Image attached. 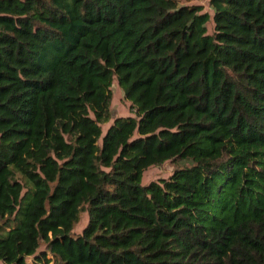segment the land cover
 <instances>
[{"label":"trees","instance_id":"trees-1","mask_svg":"<svg viewBox=\"0 0 264 264\" xmlns=\"http://www.w3.org/2000/svg\"><path fill=\"white\" fill-rule=\"evenodd\" d=\"M208 6L0 0V264H264V0Z\"/></svg>","mask_w":264,"mask_h":264},{"label":"rangeland","instance_id":"rangeland-1","mask_svg":"<svg viewBox=\"0 0 264 264\" xmlns=\"http://www.w3.org/2000/svg\"><path fill=\"white\" fill-rule=\"evenodd\" d=\"M178 4H200L204 11L211 13V9L208 6V0H173ZM112 101H111V120L108 124L102 126L103 132L107 129L108 125L111 124L112 120L119 117L134 116V112L130 109V104L123 98V87L119 86L117 81L114 79L111 85ZM172 172V165L164 163L157 167H152L145 171L141 176V184L146 185L150 181L157 180L159 178H166ZM84 220L80 222L75 232L79 233L80 228L83 226Z\"/></svg>","mask_w":264,"mask_h":264}]
</instances>
